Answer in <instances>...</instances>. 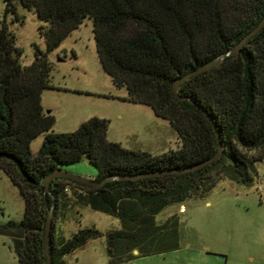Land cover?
<instances>
[{
	"label": "trees",
	"instance_id": "trees-1",
	"mask_svg": "<svg viewBox=\"0 0 264 264\" xmlns=\"http://www.w3.org/2000/svg\"><path fill=\"white\" fill-rule=\"evenodd\" d=\"M17 4L33 9L47 50H35L22 65V49L5 22L0 26V171L24 201L23 217L0 225L18 264H46L44 224L52 207L49 253L52 264L102 233L80 228L66 237L59 227L74 206L118 219L105 233L109 264L162 254L180 247L179 218L158 224L170 204L204 197L220 180L251 186L255 163L264 160V26L233 56L182 82H173L228 51L264 16V0H4L5 14ZM17 19L20 17L16 15ZM89 17L102 68L114 85L126 87L125 100L144 104L166 119L179 147L159 155L132 150L107 139L109 121L93 116L71 132H54L55 117L41 95L57 89L50 80L47 52ZM204 112H203V111ZM211 163L185 173L114 179L95 188L55 177L46 192L42 179L53 169L86 158L97 169L95 181L190 168L218 151ZM43 134L38 152L31 142ZM255 151V154H251ZM62 169V168H61ZM134 251H137L135 253Z\"/></svg>",
	"mask_w": 264,
	"mask_h": 264
},
{
	"label": "rangeland",
	"instance_id": "rangeland-1",
	"mask_svg": "<svg viewBox=\"0 0 264 264\" xmlns=\"http://www.w3.org/2000/svg\"><path fill=\"white\" fill-rule=\"evenodd\" d=\"M16 15L20 17L17 19ZM5 22L22 49L20 62L29 65L35 50H47L40 26L46 25L33 9L17 4L16 13L5 14L0 0V26ZM50 80L57 89H45L41 103L55 117L54 132H71L96 116L109 121L107 139L132 150L159 155L179 147L178 137L166 119L151 107L125 100L126 87L113 84L96 51L92 19L83 22L60 44L47 52ZM43 134L31 142L35 155ZM251 154H255L252 151ZM253 184L245 186L222 179L204 197L170 204L156 215L158 223L169 215L179 218L180 247L162 254L135 258L120 264H264V160L254 165ZM71 174L93 179L96 167L86 158L63 165ZM24 201L9 177L0 171V225L23 217ZM66 237L80 228L95 227L102 235L64 256L65 264H109L105 233L119 228L113 216L84 206H74L59 222ZM221 256V257H220ZM0 264H18L9 236L0 235Z\"/></svg>",
	"mask_w": 264,
	"mask_h": 264
},
{
	"label": "water",
	"instance_id": "water-1",
	"mask_svg": "<svg viewBox=\"0 0 264 264\" xmlns=\"http://www.w3.org/2000/svg\"><path fill=\"white\" fill-rule=\"evenodd\" d=\"M263 26H264V16L258 22V24L251 31H249L246 35H244L233 47H231V49L220 54L218 57L210 60L209 62L205 63L204 65H202L198 69L183 75L181 78L176 79L172 84V92L175 95V97L177 98V100L182 101L185 99V97H180L177 93L178 87L182 82H184L187 78H189L190 76H192L194 74L199 73L202 70H205V69L212 67V66L219 65L226 56L235 55L241 49V47L246 43V41L249 38H251L256 32H258ZM212 125H213V128L215 130V133H216L217 139H218V151L213 156H211L209 159H207L206 161H204L200 164H197L195 166H192L190 168H181V169L168 170V171H162V172H158V173L136 175V176L115 175V176L106 177L100 182L95 181L93 179H87V178H83V177L71 174L68 171L63 170L61 168H56V169H53L50 173H48L45 177H43L42 184L44 186L45 191L49 192L50 191L49 184L53 178L65 177V178L71 179L73 181L98 188V187L102 186L104 183H106L107 181H111L114 179H129V178L136 179V178H139L141 176H144V177L145 176H152V175H156V174H160V173L179 174V173H185V172L195 170L197 168H200V167L207 165V164L211 163L212 161L216 160L223 152V145H222V142L220 139L219 131L216 129L214 123H212ZM51 222H52V207L48 210L47 217H46L45 224H44L43 243H44V256H45L46 264H52L51 258H50V253H49V238H50ZM134 252L137 253V251H134Z\"/></svg>",
	"mask_w": 264,
	"mask_h": 264
},
{
	"label": "crops",
	"instance_id": "crops-1",
	"mask_svg": "<svg viewBox=\"0 0 264 264\" xmlns=\"http://www.w3.org/2000/svg\"><path fill=\"white\" fill-rule=\"evenodd\" d=\"M180 205H183V204H180ZM180 205H179V206H180ZM183 206H184V205H183ZM184 209H185V208H184ZM161 211H162V210H161ZM182 211H183V210H182ZM182 211H181V212H182ZM171 215H172V214H171ZM169 216H170V215H169ZM169 216H168V217H169ZM168 217H167V218H168ZM167 218H166V219H167ZM115 219H116V218H115ZM166 219H165V220H166ZM117 220H118V219H117ZM165 220H164V221H165ZM164 221H163V222H164ZM118 222H119V221H118ZM156 222H157V221H156ZM157 223H158V222H157ZM161 223H162V222H161ZM158 224H160V223H158ZM119 227H120V224H119Z\"/></svg>",
	"mask_w": 264,
	"mask_h": 264
},
{
	"label": "built area",
	"instance_id": "built-area-1",
	"mask_svg": "<svg viewBox=\"0 0 264 264\" xmlns=\"http://www.w3.org/2000/svg\"><path fill=\"white\" fill-rule=\"evenodd\" d=\"M179 210L180 211L184 210V206L183 205H180Z\"/></svg>",
	"mask_w": 264,
	"mask_h": 264
}]
</instances>
